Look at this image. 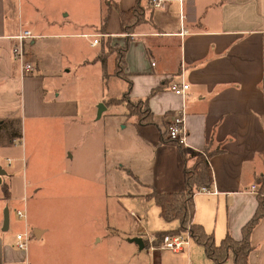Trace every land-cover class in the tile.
<instances>
[{"label":"crops","instance_id":"obj_1","mask_svg":"<svg viewBox=\"0 0 264 264\" xmlns=\"http://www.w3.org/2000/svg\"><path fill=\"white\" fill-rule=\"evenodd\" d=\"M104 1L105 30L101 12L95 22L100 31L67 33L53 31L61 18L44 17L35 10L36 0H0V152L16 154L0 164L6 171L0 176V264H236L232 254L214 262L194 238L184 251L154 248L157 234L179 223L164 220L148 194L185 188L184 170L194 161L186 162L184 146L163 140L162 132L183 109L186 148L218 149L209 158L214 182L206 188L212 193L200 188L195 194V222L217 242L227 233L242 239V228L258 208L251 186L259 187L264 174V0H167L161 8L151 5L147 22L129 35L122 30L120 9L137 0ZM25 29L48 39L25 38L26 59L34 65L26 74L13 53ZM87 34H101L99 44L91 43L100 48L93 56L81 54V60L99 63L105 84L120 76L110 55V76L104 78L103 63L96 60L102 37L115 44L131 37L126 53L131 98H148L156 123L140 124L125 103L107 102L122 95L87 101L66 91L61 71L69 64V47L71 53L80 46L64 48L58 39ZM180 82L190 85L183 96L172 90ZM100 103L106 108L97 117ZM104 116L113 124L101 122ZM129 177L140 184L135 194L119 189ZM121 196L135 197L137 212L120 201L116 207ZM122 209L132 221L129 227L117 217ZM157 217L152 229L149 222ZM23 232L29 234L27 249L16 245ZM250 236L249 264H264V217Z\"/></svg>","mask_w":264,"mask_h":264},{"label":"trees","instance_id":"obj_2","mask_svg":"<svg viewBox=\"0 0 264 264\" xmlns=\"http://www.w3.org/2000/svg\"><path fill=\"white\" fill-rule=\"evenodd\" d=\"M150 0H137V3L128 10L120 9L121 26L124 33L131 34L139 26L146 23L148 20V14L151 11ZM109 14H105L102 21V29L105 30V23ZM130 36L125 38V43L112 45L110 36L102 37V51L97 56V61L103 63L104 78L108 79L110 74L106 71V65L108 56H115V69L114 72L121 78L127 81V89L121 97L110 98L108 103L119 105V103H125L128 107L129 117H136V120L140 124L156 123L152 111L149 105L148 98L145 99H132V81L130 75L126 71V53L130 45ZM156 91V90H154ZM168 124V123H167ZM167 128H163V140L167 137ZM207 151H192L186 147H182V153L186 159V162L193 159L192 165H186L184 170L185 188L179 191L172 192H159L156 189H152L149 198H153L158 207L160 208V214L164 220L177 221L179 226L176 229H168L157 234V242L162 241L165 235L178 234L184 232L187 228H190L192 238L202 243L205 252L208 257L214 262H224L229 259L230 255H233L236 264H249L250 251L253 249L251 242V231L260 222V219L264 217V174L260 176V186L258 193V208L254 215L248 220V222L242 228V239H236L231 234H226L224 238L217 242L216 238L208 233L201 223L195 222V194L202 187H210L213 185L214 176L212 167L210 165L209 158L213 153L217 152Z\"/></svg>","mask_w":264,"mask_h":264},{"label":"rangeland","instance_id":"obj_3","mask_svg":"<svg viewBox=\"0 0 264 264\" xmlns=\"http://www.w3.org/2000/svg\"><path fill=\"white\" fill-rule=\"evenodd\" d=\"M50 2L47 3V2ZM109 1V0H108ZM109 5L104 0H36L35 10L39 11L42 10L44 13V17H54L55 14L58 15L61 18L60 26L63 29H60V27L53 29V31H63L67 33L71 32H96L100 31L101 29H98L99 27L95 25L96 20H99L101 17V12H103V16L105 14H108V7ZM113 12L111 11L110 16V23L109 26H113V22L115 21V18L113 20ZM94 23V25H92ZM111 26V27H112ZM115 26H113L111 29H114ZM33 32V31H32ZM34 33V32H33ZM36 39V38H35ZM38 42L48 40V39H42L37 37ZM61 45L66 48L67 46L74 44L75 46L79 45V50L77 48H73L70 53V47L68 49L69 54L68 58L70 59L69 64L66 68H64L61 71V76L64 77L62 81H65L66 83V91L69 92H78L80 93L85 100H95L98 98L108 99L110 96H118L122 95L123 91L126 89L125 81L121 79L120 77H116L114 75L111 76L108 83L105 84L103 82V72L102 67L98 63L96 65L94 64H83V61L81 60V54L93 56L95 55L100 46H92L91 41L93 40V37L86 36V38H71V39H58ZM112 45H115V42H111ZM26 54L29 51V46L27 45L25 47ZM110 69L112 68V62L109 64ZM69 69V70H68ZM68 70V71H67ZM109 99L107 100V102ZM98 109V107H97ZM107 121L110 124H113V120L109 119L104 116V119L101 120V122ZM129 131V129L127 130ZM16 156L14 151H10L9 149H4L0 152V164L3 166L7 164V157H10L14 159ZM125 179V178H124ZM119 189H126L128 193L135 194L138 189H140V184L132 179V177H129V179H125L121 183H119ZM123 203L124 206L127 209L134 210L137 212V203L138 200L135 197H126L121 196L119 198H115V201L113 203L116 204V207L119 206V202ZM155 202V201H152ZM156 204V203H154ZM155 206V205H154ZM151 215L152 212L150 213ZM120 218L122 223L125 224L127 227L131 224V219L125 212V209H122V211L117 216ZM161 219L158 217L153 219L151 218V221L149 222L150 227L152 229H156L157 223L160 222ZM129 225V226H128Z\"/></svg>","mask_w":264,"mask_h":264},{"label":"built area","instance_id":"obj_4","mask_svg":"<svg viewBox=\"0 0 264 264\" xmlns=\"http://www.w3.org/2000/svg\"><path fill=\"white\" fill-rule=\"evenodd\" d=\"M167 0H150V3L153 7L161 8L165 5ZM88 36L93 37L92 44H99V37L101 34H87ZM37 37L30 29H25L22 33L17 35V39L19 40L18 45H16L13 49V53L17 59L20 60L22 64V71L24 74L31 73L34 70V65L32 62L26 59V50L25 45L23 44L25 38H35ZM190 85L186 82L173 83L172 90L177 95H185L186 91L189 89ZM167 137L172 141H175L179 146L186 147V138L187 131L185 126V116L183 115V109H181L180 113L174 115V117L170 120L168 128H167ZM8 163H11V159H8ZM203 192L212 193L208 188L202 187L200 189ZM251 190L255 193H259V187L257 185H252ZM16 213L20 218L26 217V212L21 209H16ZM156 239V238H155ZM163 240L155 243L154 248H158L161 250H172L175 252L184 251V249L190 244L192 240V235L190 232V228H187L182 233L178 234H169L165 235ZM29 241L28 233H18L16 236V245L21 249H27Z\"/></svg>","mask_w":264,"mask_h":264},{"label":"water","instance_id":"obj_5","mask_svg":"<svg viewBox=\"0 0 264 264\" xmlns=\"http://www.w3.org/2000/svg\"><path fill=\"white\" fill-rule=\"evenodd\" d=\"M106 108L105 103H100L98 106V112H97V117H100L101 114L103 113L104 109ZM6 171L0 166V176L5 174ZM5 216H4V227L8 229L9 222H10V213L8 208L4 210Z\"/></svg>","mask_w":264,"mask_h":264}]
</instances>
